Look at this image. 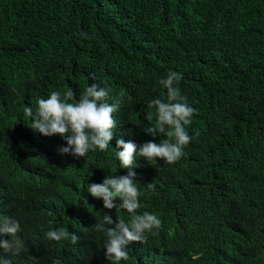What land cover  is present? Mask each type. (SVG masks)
<instances>
[{
	"label": "trees",
	"instance_id": "trees-1",
	"mask_svg": "<svg viewBox=\"0 0 264 264\" xmlns=\"http://www.w3.org/2000/svg\"><path fill=\"white\" fill-rule=\"evenodd\" d=\"M170 71L196 110L192 139L173 164L136 157L138 214L162 224L119 264H234L241 255L264 264V0H0V218L19 222L23 242L0 259L114 264L94 225L131 214L105 209L88 184L127 175L117 139H166L148 134L145 113L166 99L158 82ZM92 83L119 101L113 139L106 151L61 156L66 141L33 131L23 108L35 112L52 91L79 99ZM61 227L79 241L46 238Z\"/></svg>",
	"mask_w": 264,
	"mask_h": 264
},
{
	"label": "clouds",
	"instance_id": "clouds-1",
	"mask_svg": "<svg viewBox=\"0 0 264 264\" xmlns=\"http://www.w3.org/2000/svg\"><path fill=\"white\" fill-rule=\"evenodd\" d=\"M89 79L95 80V75ZM182 74L170 71L166 78L159 80V85L166 89V99L155 98L147 105L148 111L145 119L148 124V134L158 133L166 137L159 143L154 140L140 145L129 140H116V147L122 149L116 152L120 168L127 169L125 176H107L102 183L88 184L87 192L96 199L103 200L105 209H124L131 214L130 220L123 219L113 222L108 214H104L100 222L94 225L96 231L106 233L105 259L119 264L128 259V247L134 242L143 243L145 233L158 229L162 221L156 214L144 211L138 214L141 208L139 197L141 195L140 183L135 179L137 173L133 171L136 157H142L149 164L163 160L173 164L186 155L184 148L191 142L192 137L187 126L192 122L196 110L190 106L186 96L182 95L179 83ZM110 89L101 87L96 83L88 86L76 99L72 89L52 91L48 98H40L33 112L32 107L24 106L26 118L32 119L31 129L44 137L60 136L67 146L57 149L59 155H72L76 158L85 157L89 151H106L113 139V130L116 127L114 114L118 111L119 101L109 103ZM154 110V111H153ZM155 124L153 125V121ZM153 136V135H152ZM155 137V136H153ZM148 189H154V182L147 184ZM119 201L120 203H115ZM111 226V227H106ZM20 224L17 220L0 218V237L8 236L10 239H0V249L4 253L11 252L18 255L23 242L17 238ZM46 238L52 241L71 239L73 244L79 237L70 234L65 228L50 230ZM35 257L33 260L35 261ZM258 262L245 255L239 256L234 264H257ZM0 264H12L10 259H0ZM53 264H61L57 259Z\"/></svg>",
	"mask_w": 264,
	"mask_h": 264
}]
</instances>
